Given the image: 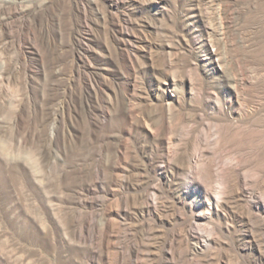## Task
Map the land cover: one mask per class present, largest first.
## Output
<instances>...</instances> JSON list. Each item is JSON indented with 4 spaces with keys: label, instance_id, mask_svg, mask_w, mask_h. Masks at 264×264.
<instances>
[{
    "label": "rangeland",
    "instance_id": "rangeland-1",
    "mask_svg": "<svg viewBox=\"0 0 264 264\" xmlns=\"http://www.w3.org/2000/svg\"><path fill=\"white\" fill-rule=\"evenodd\" d=\"M0 264H264V0H0Z\"/></svg>",
    "mask_w": 264,
    "mask_h": 264
},
{
    "label": "bare ground",
    "instance_id": "bare-ground-1",
    "mask_svg": "<svg viewBox=\"0 0 264 264\" xmlns=\"http://www.w3.org/2000/svg\"><path fill=\"white\" fill-rule=\"evenodd\" d=\"M52 134L53 133H51V136H52ZM246 219H248V218H246ZM252 220V219H251ZM241 222V221H240ZM256 235V234H255ZM257 236V235H256ZM253 237V236H252ZM257 240H258V238H257ZM261 241V240H260ZM258 246V245H257ZM263 249V248H262ZM261 251V250H260ZM260 254H261V252H260ZM262 256V255H261ZM262 258V257H261Z\"/></svg>",
    "mask_w": 264,
    "mask_h": 264
}]
</instances>
